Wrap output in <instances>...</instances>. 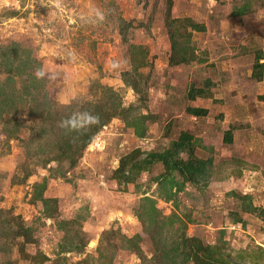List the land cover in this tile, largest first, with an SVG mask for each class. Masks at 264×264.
Masks as SVG:
<instances>
[{"label":"rangeland","instance_id":"1","mask_svg":"<svg viewBox=\"0 0 264 264\" xmlns=\"http://www.w3.org/2000/svg\"><path fill=\"white\" fill-rule=\"evenodd\" d=\"M22 1L23 4L21 0H0V43L21 40L36 48L42 67L49 74H56L54 79L45 78L50 96L59 103L85 99L101 101L100 88L93 86L98 82L111 86L123 105L140 104V96L122 80L123 72L130 69L129 43L147 46L150 61V66L143 70L150 71L147 97L143 106L132 110L134 114L141 110L151 117L146 121L145 136L136 137L121 118L113 117L95 134L93 140L99 137L97 144L85 148L78 166L67 175L68 179L72 173L81 176L74 181L49 179L44 194L58 198L62 216L86 212L82 221L88 237L85 250L66 253L64 263L93 264L86 260V254L95 255L99 235L112 227H118L127 236L140 233L142 248L147 256L151 255L150 242L132 210L140 194L133 184L123 190L111 175L121 156L136 148L146 151L165 147L181 130L194 133L201 138L202 144L212 147L209 151L196 147L194 153L201 157L211 156L212 170L216 172L202 195L205 207L199 217L201 223L188 224L187 235L197 233L213 242L218 238V229L223 227L225 238L235 249L250 241L264 246L261 217L248 215L244 227L232 223L228 214L230 209L238 208L235 205L240 200L229 194L231 190L240 194L249 192L252 202L264 208V101L258 98L263 81L251 76L256 49L264 53V0H63L62 8H57L51 0ZM242 4H246L247 10L240 15V20L233 18L231 11ZM5 8L18 10V15L2 16ZM95 9L105 13L103 22H93ZM168 14L187 16L205 24L202 31L188 28L195 58L186 64L170 63ZM121 19L130 23L125 41L120 31ZM114 60L122 62L119 69L110 68ZM208 80L211 93L208 97L187 98L190 84L203 86ZM187 106L205 107L208 113L194 116L186 111ZM230 125L235 128L232 142L226 144L222 141V130ZM23 160V147L14 140L10 150L0 157V170L14 171L21 176L19 165ZM50 164L55 165V162ZM30 167L33 170L27 182L40 180L47 174L37 163L32 162ZM161 170L162 166L156 164L152 171L137 179L147 194H152L155 187L153 183L147 186V178ZM29 189L27 184H13L0 191L3 197L0 208H11L26 225L36 227L32 234L37 242L16 237L10 253L0 254V264L7 258L14 264H31L30 255L38 249L51 258L56 257L62 232L52 225V219L42 216L40 205L29 202ZM187 191L192 194L188 195ZM193 195H196L193 187L187 184L180 193L186 207L194 202ZM164 202L160 199L158 206L168 214L170 203ZM175 228L176 224L172 230L177 235ZM116 262L143 264L133 252L121 250Z\"/></svg>","mask_w":264,"mask_h":264},{"label":"trees","instance_id":"2","mask_svg":"<svg viewBox=\"0 0 264 264\" xmlns=\"http://www.w3.org/2000/svg\"><path fill=\"white\" fill-rule=\"evenodd\" d=\"M21 3L23 4L22 0ZM246 10V4L239 5L231 11V16L240 20V15ZM1 15L11 18L18 15V10L5 8ZM129 24L121 19L120 31L124 41L127 40L125 34ZM178 24L180 25L177 26ZM166 26L171 49L170 63L186 64L192 61L195 53L191 45V31L205 30V24L187 16L171 17L168 14ZM181 27L184 28L183 31H180ZM128 51L130 69L123 72L122 80L140 96L138 100L141 105H123L119 94L111 86L98 82L93 86L100 88L97 89L101 91V101L85 99L59 103L49 94L48 80H37L34 75V70L42 67V59L36 48L21 40L0 43V157L10 150L14 140L23 147L24 154V160L19 165L21 176L14 171L0 170V191L13 184H27L31 187L28 191L29 202L40 205L42 216L52 219V225L62 232L56 257L51 258L38 249L30 255L31 264H42L47 260H51L49 264H65L66 253H82L88 243L87 233L82 228L86 212L79 211L73 215L62 216L58 198L44 194L49 179L65 178L67 181H74L75 177L81 176L72 173L71 178L67 177L78 166L85 148L92 142L95 134L113 117L121 118L126 127L133 129L136 137L143 138L146 134V121L151 117L141 110L138 114L132 113V110L143 106L142 102L147 97L150 71L143 70L150 66L148 49L141 43H129ZM263 58L262 49H256L251 65V76L263 81V90L258 95L261 101H264ZM209 84V80L204 81L203 86L190 84L187 98L193 100L197 97H208L211 94ZM75 111H89L98 115L100 123L83 134L66 132L59 128V122ZM186 111L194 116H204L208 113V109L201 106H187ZM221 117L222 114L219 115V118ZM234 128V125H230L222 130L224 143L232 142ZM196 147L212 150V147L202 144L201 138L194 133L181 130L165 147L146 151L136 148L120 157L118 166L112 171L111 179L120 184L123 190L133 184L139 192L140 197L132 207L133 215L140 222L142 231L152 247V253L149 256L145 254L141 244L143 236L140 233L127 236L118 227H112L102 231L95 247V255L86 254V260L93 264H118L116 255L121 250L133 252L143 264H264L263 245L250 241L235 249L225 238L223 227L218 229V238L213 242L204 240L197 233L187 235L188 224L201 223L199 217L204 213L205 207L202 195L212 174L216 173L212 170V157L195 154ZM32 162L45 168L47 174L30 183L27 180L33 170L30 167ZM52 162H55V165H51ZM156 164H160L162 170L147 178L148 187L152 183L155 184L152 194H147V191L138 185L137 179L141 174L152 171ZM187 184H190L196 193L192 197L194 202L188 207L180 197ZM187 194L192 193L187 191ZM229 194L240 199L235 205L238 208L228 211L232 223H240L245 227L248 223L247 216L250 214L259 216L264 221V208L252 202L253 196L249 192L240 194L231 190ZM160 199L170 203L171 210L168 214L158 206ZM198 202L201 203L198 205ZM175 224L177 235L172 230ZM35 229L32 225H26L20 215H15L11 208H0V254L10 253L13 246L11 244L18 236L27 242H37V238L32 234ZM4 262L14 264L10 258Z\"/></svg>","mask_w":264,"mask_h":264},{"label":"clouds","instance_id":"3","mask_svg":"<svg viewBox=\"0 0 264 264\" xmlns=\"http://www.w3.org/2000/svg\"><path fill=\"white\" fill-rule=\"evenodd\" d=\"M51 2L57 7L62 8L63 0H51ZM94 21L95 23H101L105 20V13L99 9L94 10ZM122 66V62L119 60H114L110 62V68L115 70L119 69ZM34 75L37 80H42L45 77L48 79H54L56 74L47 72L43 67H37L34 70ZM100 123V117L94 115L89 111H75L72 112L68 117L62 119L58 127L66 130V132H76L83 134L91 127ZM91 144V143H90Z\"/></svg>","mask_w":264,"mask_h":264},{"label":"built area","instance_id":"4","mask_svg":"<svg viewBox=\"0 0 264 264\" xmlns=\"http://www.w3.org/2000/svg\"><path fill=\"white\" fill-rule=\"evenodd\" d=\"M98 140H99V137H96V139L91 142L90 146L97 144ZM164 203H166V202H164Z\"/></svg>","mask_w":264,"mask_h":264}]
</instances>
